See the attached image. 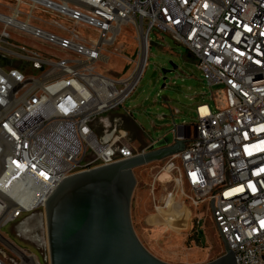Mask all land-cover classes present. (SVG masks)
Returning <instances> with one entry per match:
<instances>
[{"label": "built area", "instance_id": "1", "mask_svg": "<svg viewBox=\"0 0 264 264\" xmlns=\"http://www.w3.org/2000/svg\"><path fill=\"white\" fill-rule=\"evenodd\" d=\"M125 26L126 71L104 72ZM153 30L223 89L194 107L182 150L160 167L163 208H192L197 234L207 207L235 263L264 264V0H0V228L22 235L63 178L138 153L92 123L137 87Z\"/></svg>", "mask_w": 264, "mask_h": 264}, {"label": "rangeland", "instance_id": "2", "mask_svg": "<svg viewBox=\"0 0 264 264\" xmlns=\"http://www.w3.org/2000/svg\"><path fill=\"white\" fill-rule=\"evenodd\" d=\"M25 40L48 51V47L35 40L27 37ZM149 41L142 76L117 113L128 112L146 130L152 131V126H159L163 122L170 124L171 114L177 120L178 111L185 114V119L183 122L174 121V124L189 127L195 123L193 108L199 103L213 104L210 96L218 97V92L223 90L222 85L208 86L193 57L169 35L153 30L149 34ZM134 44L130 27H123L115 43L107 49L111 60L104 67V72L115 68H118L117 74L126 71L127 67L122 65V61L125 54L132 53ZM139 107L147 112L143 113L147 117L145 123L138 114ZM164 162L165 158L133 170L136 183L130 201V219L136 236L152 255L168 263L200 264L217 258L226 247L207 207L199 208L201 218L197 234L192 230V216H188V211L176 214L173 210L188 208L193 215L192 208H163L167 186L158 184L156 177ZM0 237V261L3 264H20L23 260L20 254L33 256L38 264H49L44 215L41 212L27 222L22 235H16L13 225H6L0 228Z\"/></svg>", "mask_w": 264, "mask_h": 264}, {"label": "water", "instance_id": "3", "mask_svg": "<svg viewBox=\"0 0 264 264\" xmlns=\"http://www.w3.org/2000/svg\"><path fill=\"white\" fill-rule=\"evenodd\" d=\"M9 64L0 57V65ZM172 131L132 157L63 178L43 205L49 264H172L152 255L130 219L135 168L182 150ZM200 264H236L222 255Z\"/></svg>", "mask_w": 264, "mask_h": 264}, {"label": "crops", "instance_id": "4", "mask_svg": "<svg viewBox=\"0 0 264 264\" xmlns=\"http://www.w3.org/2000/svg\"><path fill=\"white\" fill-rule=\"evenodd\" d=\"M125 56H129V54H125ZM125 63L126 58L124 59V61H122V65H124ZM113 73L117 74L118 68H115L113 70ZM117 111L118 109L99 116L92 123V129L96 133V135L103 141H109L116 131L124 132L126 135L125 142H127L128 145L132 147L136 152L143 151L151 143H153L157 139H160L169 131H172L176 138L181 137L188 132V126L174 124V121L180 120V122H183L185 119V114L178 111H176L178 117L177 120H175L173 114H171L170 124L169 122H163L159 126H152V131L146 130L144 125L131 117L128 112H124V114H118ZM143 113L147 114V112L143 111V109L141 110L139 107L138 114L145 123L147 121V117H144ZM159 118L162 119L163 116L160 115ZM163 177L164 175H161L159 178Z\"/></svg>", "mask_w": 264, "mask_h": 264}, {"label": "bare ground", "instance_id": "5", "mask_svg": "<svg viewBox=\"0 0 264 264\" xmlns=\"http://www.w3.org/2000/svg\"><path fill=\"white\" fill-rule=\"evenodd\" d=\"M169 208H170V206H169ZM173 210L176 212V214L177 213H182V212H187V210L184 209V208L181 209V210H175V209H173ZM177 216H179V215H177ZM20 257H22V259H23L21 264H38L37 260L31 255L23 256L22 254H20Z\"/></svg>", "mask_w": 264, "mask_h": 264}]
</instances>
